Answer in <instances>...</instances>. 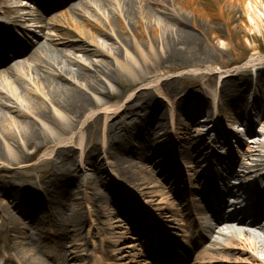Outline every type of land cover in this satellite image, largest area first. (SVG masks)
<instances>
[{
  "label": "bare ground",
  "instance_id": "6f19581e",
  "mask_svg": "<svg viewBox=\"0 0 264 264\" xmlns=\"http://www.w3.org/2000/svg\"><path fill=\"white\" fill-rule=\"evenodd\" d=\"M25 1L31 7H26ZM46 1L0 0L5 10L0 14V41L24 34L30 39L21 41L13 66L0 58V171L8 165L23 167L34 155L29 149L36 153L44 147L40 161L50 169L45 176L41 168L29 186L11 183L9 188L0 187V218L20 226L12 228L21 235L13 245V263L33 264L30 259L37 254L39 241L47 240L45 227L49 223L32 218L44 207L47 213L58 211L64 216L52 224L58 231L53 250L58 261L68 260L70 253L79 250L87 252L91 264H264V259L255 255L264 254V221L260 215L231 212L225 220L217 215L212 221L206 219L212 205L223 214L225 207L232 210L250 196L259 182L248 184L247 180L260 172L264 155L238 171L235 158L229 157L224 179L216 174L224 163L218 162L216 167L209 152L196 155L190 148L196 139L192 129L196 124L198 137L208 141L205 150L226 137V131L216 124L226 126L235 119L229 88H238L240 81L223 80L216 102L211 104L203 91L193 89L198 86L195 81L190 88H171L169 76L159 70L169 61H182L183 52L202 48L197 36L202 28L199 18L208 13L198 0H53L55 12L48 17L43 11ZM225 4L247 14L250 8H260L263 0H221V10ZM63 6H67L66 11H60ZM250 19L258 24L256 16ZM70 34L78 40L67 41ZM97 37L104 41L98 42ZM218 44L227 49L224 41ZM262 61L264 58L254 50L244 66ZM200 73L216 74L210 66L188 70L187 74ZM260 77L264 84V68ZM123 79L128 84L119 92L117 85ZM136 83L138 92L137 88L130 89ZM125 92L128 95L123 102L120 99ZM235 93L241 97L244 92L237 89ZM176 96L177 101L173 100ZM165 107L167 114L156 116ZM204 116L208 120L203 122L202 135L199 119ZM212 117L217 121L206 129ZM98 122L102 123L100 130ZM94 128L100 135L97 141L88 138ZM259 139L260 135L253 139L252 154L264 150ZM152 147L154 156L169 150L170 159L162 166L171 171L167 180H175V187L154 177L149 157ZM252 151L246 149L248 157ZM99 154L100 162L95 159ZM201 155L204 160L200 166ZM174 156L180 166L172 161ZM182 171L185 181L179 175ZM118 174L132 188L140 210L129 204L125 191L114 194L113 180L120 179ZM178 182L182 185L179 192ZM103 188L113 195L108 200ZM206 189L214 198H207ZM225 194L235 199L231 205L223 198ZM27 196L32 199H24ZM5 199L13 200V204L21 199V207L14 208L18 217L13 216ZM101 218L106 220L108 237L103 236ZM129 218L137 221L135 229L129 228ZM218 227L221 229L216 231ZM140 230L145 236L161 231L156 247L162 251L161 258L144 251L148 241L143 240ZM71 234L77 236L74 243ZM94 238L99 240L98 247ZM167 241L180 251L179 262L172 260V250L165 249ZM4 262L5 248L1 247L0 264Z\"/></svg>",
  "mask_w": 264,
  "mask_h": 264
},
{
  "label": "rangeland",
  "instance_id": "374dc122",
  "mask_svg": "<svg viewBox=\"0 0 264 264\" xmlns=\"http://www.w3.org/2000/svg\"><path fill=\"white\" fill-rule=\"evenodd\" d=\"M26 7L28 4L25 2ZM198 5L205 9L208 13L206 17L199 18V22L202 24L201 28V34H198V38L201 42L202 48L200 50H188L182 53L183 60L180 62H172L169 61L166 64L160 65L159 70L163 73L169 76V79L172 81L168 84V86H171V88H190L193 87L191 84L192 81H195L198 86H194V90L198 93H201L202 91L208 96L209 102L211 104H215L217 98V95L219 94L221 82L225 79H230L232 82L236 83L237 81H240L239 87H231L229 90L231 91V103L234 105L233 112L235 113V117H243V109L240 107L241 104L244 102H241L244 100L245 96L247 95V91L249 87H256L258 90L261 91L264 97V93L262 90H264V84L260 77V72L264 68V61L261 63H255L251 65L244 66L246 60L253 54L254 50H257L261 57L264 58V0L263 4L260 8H257L256 10H251V8L248 10V13L246 14L243 10L238 9H229L227 4L222 5L221 7V0H198ZM3 3L0 5V14L4 12L3 10ZM49 10V9H48ZM66 11L67 6L63 7L60 11ZM50 12H45L46 17L51 16L53 12L52 10H49ZM8 14H12V12H8ZM250 16H256L258 20V24H254L252 20L250 19ZM69 38L67 41H75L77 36L75 34H70L68 36ZM26 40V39H24ZM98 42L104 41L102 37H97ZM226 43L227 49L219 43ZM14 62H10V66H12ZM207 66H210L212 69L215 70L216 74H210V73H200V74H187L188 70L191 69H204ZM76 67H73V69H76ZM221 72H227L226 75H220ZM127 80L123 79L119 85H117V90L119 92H123V87H127ZM138 84H133L130 86L131 90H135L137 88ZM243 91V96L239 97L235 93L236 90ZM130 90V91H131ZM141 90V89H140ZM136 92L139 91L137 88L135 90ZM128 92H125L121 101L125 102L127 98ZM179 99V96H176L173 100L177 101ZM114 99H112L113 101ZM262 102V101H261ZM264 105V101L262 103ZM240 107V108H238ZM159 113L162 115L167 114V108H163L160 111H157L155 114ZM257 113H260V118H264V108L262 110H257ZM183 114V113H182ZM204 115L207 116V113L204 111ZM200 120V134L204 135V131L202 125L204 121H207V117L204 116ZM202 120V121H201ZM217 121V118L212 117V123L206 127V129H209L210 127L214 126L215 122ZM197 125L194 126L192 129H194V135L196 136V139L193 143L194 146H190V148H194L193 152L194 154H198L201 152L207 151L209 152L210 156H213L214 158L220 159L222 163L224 162V167L222 169H219V175L222 178H226V171H227V160L229 157H234L236 160V171L242 170V167L249 166L252 162V159L259 160V156L264 155V150H261L258 154H252L254 150L253 149V142H256L255 140L246 141V137L241 136L238 137V139L241 140L240 144H235L234 140H230V135L227 133V130L230 128L229 124L225 125H218L220 129L226 131V137L221 140L220 143L214 147H210L208 150H205L207 148L208 141L201 140L199 134L196 132L198 130ZM262 126L264 127V119L262 122ZM99 130L102 127V123L98 122L96 125ZM95 127V128H96ZM93 129L89 135L88 138L91 141H97L100 138L98 129ZM203 131V132H202ZM197 133V134H196ZM262 135V134H260ZM210 138V137H209ZM208 138V139H209ZM259 142L261 143V146L264 147V132L263 135L260 136ZM182 146L185 147V145L182 143ZM0 146V151L2 150ZM46 147L40 149L38 152L34 153V149H29L28 153H33L34 155L27 161V163L23 167H19L18 165H8L7 169H4L0 171V187L2 188H9L10 184H15L18 186H29V184H32L34 182V178L40 175V169H45V173H43L45 176L50 172V169L48 170V167L46 165V162L40 161V156L42 152L45 150ZM100 148V145H99ZM251 149L252 156H249V154L246 153V149ZM164 149H167L164 147ZM186 149V148H185ZM159 150V149H157ZM204 150V151H203ZM165 151V152H164ZM163 153H159L155 155L156 150L149 151V157L152 158L151 160V167L154 171V177L158 179L163 184H170L173 186L175 180L169 181L167 180L170 175V170H166L163 168L162 165H165L167 161H169L170 156L169 150H164ZM222 156H219V155ZM244 155V156H242ZM258 155V157H257ZM169 156V159H168ZM76 158L78 156L76 155ZM243 158L244 162L240 161L239 159ZM96 161L100 162L102 160V154H99L96 156ZM178 157L174 156L172 158V161L176 164H178L177 161ZM204 158H202V155L200 156L199 164L202 165L201 161H203ZM51 166V165H49ZM167 168V167H166ZM263 168V167H262ZM0 169H2L0 167ZM164 170V171H163ZM47 171V172H46ZM29 173L28 175L25 174ZM118 176L120 179H117L114 177V189H117L114 194L118 195V190L125 191L126 195L129 198L130 203H132V206H138V209L141 208V204L137 199L132 198V188L125 183V179L122 178L119 174ZM185 174L182 173V177ZM118 177V178H119ZM185 181V179H184ZM133 186V185H132ZM182 185L179 184V182L176 185V189L181 188ZM135 188V186H133ZM74 190V188H70V191ZM104 197L109 198L112 194H110L109 191H105V188L101 189ZM183 190L181 191V193ZM124 193V192H123ZM113 196V195H112ZM32 198L30 196L25 197L24 199ZM227 199V198H226ZM108 200V199H107ZM132 201V202H131ZM4 203L9 202V210L12 211L11 213L13 216H17L14 208L16 210L20 208L21 206V199H18L14 201L5 199L3 200ZM128 202V200H127ZM12 203V205H11ZM104 206V205H103ZM23 209V208H22ZM14 210V211H13ZM21 210V209H20ZM57 211V210H56ZM25 212V211H24ZM83 212L84 219H87V211ZM144 213V212H143ZM2 214H0L1 216ZM22 215V214H21ZM29 216V215H28ZM26 216V217H28ZM34 217L39 220H43L44 222H47L49 220L50 222H55L56 220L60 222L59 220L64 219L63 214L57 211V213H52V216H49L47 219L46 216L43 213L32 215V218ZM8 219V218H7ZM95 224H97V220L95 218H92ZM23 222V220H20ZM264 220H262L263 222ZM106 220L104 218L100 219V225L103 229V236L108 237L109 230H107ZM134 221H130V226L134 227L135 224H132ZM24 223H27L26 220H24ZM20 227L18 224H13V222L2 220L0 218V248H5V262L2 264H14L12 258L16 253L13 252V245L16 242H19L21 239V235H19L20 231L18 230H12V228ZM89 227V223H86V226L84 227V233L86 234V230ZM63 228V227H61ZM46 232H48L50 235L57 234L55 229H52L49 226L45 227ZM220 229V228H219ZM218 229V230H219ZM217 231V230H216ZM35 231H33L34 233ZM56 232V233H55ZM62 233V231H59ZM59 233V234H60ZM71 242L74 243L77 236L75 234H71ZM148 238H151L149 236ZM24 239V238H22ZM37 239V237H36ZM147 240V237L146 239ZM58 241V238L56 236V239H52L51 241H39V250L37 254L30 259V262L33 264H60L63 262L64 264H67V259L58 261L55 257H53V250L56 249L55 243ZM44 242V243H42ZM95 246H99V240L97 238H94ZM66 246L68 247V243H66ZM110 247V246H109ZM89 248V247H88ZM87 248V249H88ZM108 251L110 252V249L108 248ZM82 255L83 259H86L87 252L80 254L77 252H74L70 257H77ZM256 257L258 259H264V254H261L259 252H255ZM236 256V255H234ZM24 264H29L27 261ZM68 264H90L89 260H86L85 263L83 262H75V263H68ZM142 264V262H141Z\"/></svg>",
  "mask_w": 264,
  "mask_h": 264
}]
</instances>
